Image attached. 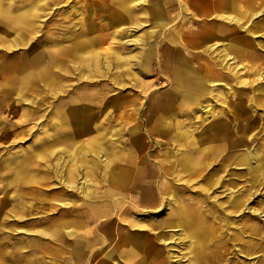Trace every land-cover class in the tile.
Here are the masks:
<instances>
[{"label":"rangeland","instance_id":"obj_1","mask_svg":"<svg viewBox=\"0 0 264 264\" xmlns=\"http://www.w3.org/2000/svg\"><path fill=\"white\" fill-rule=\"evenodd\" d=\"M30 1L36 2L34 0H0V264H95L99 256H102L108 264H112L110 258H113L115 254H110L113 245L110 241H106L110 244L106 242V244H99L96 241L93 243V255L86 256V251L89 249L87 245L90 241L88 229L91 227H94L92 233L95 240H98V234L103 228L107 232H116L118 229L123 234L127 233V228L132 229L130 233H139L137 232L139 229L151 231L146 244L152 246V253H145L143 248L134 249L133 262L134 260H145L149 255L152 259L153 256H157V252L166 257L168 264L186 263L181 260V251L178 253L174 248L178 244L177 248L181 249V238L176 240L178 228H168L167 225L163 229L159 227V221L166 222L169 218L162 214L165 208L164 196L171 194L173 190L177 191L175 192L177 202L170 204L171 208L175 209V206L181 205L183 197L181 193L186 194L181 178L174 177L172 174L169 179L173 180L171 184L176 189L168 185L169 190L165 194L161 191L157 194V191L153 189V195L150 197L155 201L148 200V196L143 198L141 204L143 209L139 203V197L147 182H152L151 187L158 189L163 179L159 174L163 164H166L174 173L178 171L176 168H179L181 146L179 147L176 142L183 145L185 141L177 140L174 135L179 127L153 126L155 128L148 129L145 113L149 109L161 111L163 106L159 103L162 100L158 97L170 91L167 76L158 58L162 51H159L157 56V50L162 45L156 47V42L158 44L165 42L166 39L168 40L167 35L170 34L176 37V40L173 38L174 41L171 42L169 48H176L174 46L179 40L181 41V52L184 53L183 43L187 42L185 38H190L193 33L201 29L203 19L209 9L208 4L214 0H192V3L189 0H174L178 4L170 9L171 19L168 26L153 29L154 32L144 36L145 41H148L152 48L149 71H137V74L133 75V72H136L133 66V69H124L125 77L124 79L121 77L120 80L118 78L120 68L115 52L120 50L123 55L127 54L133 45L125 43L124 40L144 30H150L152 22H155V19L142 20L132 11L135 7L132 2L134 0L124 1L120 8H113V6L110 8L111 18L108 26L112 23V25L125 24L127 28L112 29L109 27L106 30L108 33L104 36L93 34L95 24L98 27L99 23H102L101 19H95V23L91 19L88 25L81 19L83 9L90 5L89 0H64L58 4H55V0H45L47 3H42L43 10L38 16H31L29 26H21L20 29L7 26L15 20L20 11L26 8L33 10L34 4ZM141 1L147 2L146 6H142L144 15L150 17L151 9L157 7V15L163 17L162 5L156 2L152 4L151 0ZM252 3L256 6V10H252L253 13L264 8V1L249 0V4ZM94 6L93 4L92 7ZM139 21L147 22L136 28ZM185 23L188 28H185ZM165 24L163 19L160 27ZM245 25L250 32H254L250 35V39L264 44V12L247 19ZM108 26L105 25V27ZM83 29L85 32L82 35ZM98 31L102 32L100 28ZM243 34L246 33L239 32V35ZM87 37L94 39L92 45L89 44L82 49L74 47L78 39ZM100 37L104 38L102 44H100ZM221 42V40L218 41V48H221L219 44ZM92 49L105 56L104 67L95 66L90 53ZM214 54L216 53L211 55L214 56ZM46 60L52 62L49 74L52 73L56 77L50 76L49 81L41 78L33 79L34 73L38 71V65ZM243 62L249 64L246 60ZM242 78L251 79L253 87L264 85V80L256 79L248 71H243L237 79L242 80ZM236 81L227 91L219 85L216 86L214 92L220 95L210 101L211 105L208 108L211 107L214 111L211 117L204 111H198L189 118L188 110L179 108L176 104L165 116L169 117L176 126H180L181 123L190 126L188 129H191L193 140L195 137L198 140L203 131H206L209 126L205 123L210 118L213 124L224 121L225 125L217 126L224 128L218 131H228L232 138L241 137L244 145L240 146V149L223 147L217 153L212 154L214 158L205 176L214 171H217V175L222 174L225 177L239 176L240 184L248 186L250 181L249 175L245 174L246 169L244 167L234 169L232 165L235 163L236 154L241 153L240 150L245 153L247 147L257 151L261 157V163H264V103L258 108L251 107V102L247 100L251 91L242 92L239 88L241 84ZM135 83L136 87L132 85ZM224 94L227 96L225 97ZM237 99L238 101L241 99L245 106L246 115L242 117L235 108L239 106ZM155 100L157 101L152 104L151 101ZM61 103L62 106H60ZM86 107H88L86 111L92 114V122L97 123L95 131L100 132L104 129L108 148L112 151L114 141L116 146L119 145L122 149L121 159L111 160L109 164L102 161L104 154H100V158L96 159L88 152L87 144L91 132L72 129L77 126L72 119L74 111L85 110ZM121 127L122 137L116 141L113 139L114 136H111L112 131ZM231 132L234 134L232 135ZM202 140L206 139L203 138L200 141ZM48 147L57 148L56 155L58 156L69 152L68 157L75 160L74 165L85 166L87 162H94L93 174L88 178L84 188L78 183L82 179L79 176L68 186L61 180L64 178V168L57 165L58 176L54 175L50 165L47 166L50 161L38 159L37 156L47 151ZM36 148H40L41 151L34 152ZM28 154L32 155L31 159L24 163V157ZM222 159L228 162L220 166ZM18 168L19 174L14 173ZM110 170L113 174L115 173L116 179L109 180L107 175ZM234 172L239 174L235 175ZM150 175L151 178L146 177ZM135 177L139 178L137 179L139 183L142 180L143 185L133 182L130 185L132 178ZM202 181L203 179L199 178L195 184ZM256 181H260L259 184L258 182L250 183V186L252 184L259 190L255 194H251L252 191L249 192L248 202L255 207L264 208V181L262 177ZM105 186H114L113 189L116 191L113 194L120 197L130 196L129 199H124L127 202L124 211L129 210L134 213L127 216V220L148 221L151 224L120 223L119 219L114 216L110 218L114 221L113 226L110 225L111 222L106 225L102 221L96 223L97 218L92 217L87 210L90 209L92 203L96 202V200L91 201L95 192L101 191L99 188L104 190ZM67 200H70V204L65 203L68 202ZM113 200L115 199L112 196L108 200L109 204L106 206L108 212L109 207L113 209ZM145 204L155 210H145ZM50 205L56 207L57 210L50 212ZM245 213L247 214L248 211ZM252 215L255 216V214ZM51 216L54 219L51 220ZM85 217L87 218L84 221ZM67 218L69 221L66 225L69 223V226L61 227V222ZM91 218L92 222H90ZM257 219L264 223V215L260 217L258 215ZM52 222L58 226L51 228ZM82 223L86 224L80 225ZM67 227L70 233L66 231ZM160 234L175 239L177 243L172 240L164 245L155 238V235ZM244 236L247 234L245 233ZM50 240L57 241V245L52 246ZM151 240H154V243ZM235 248L231 247L229 253L233 259L237 254ZM260 252L259 250L253 255L256 256ZM168 253H173L174 256L169 259ZM240 255L243 256L240 262L253 264L256 261L253 255H245L242 252ZM91 256L92 260H90ZM128 260L129 258H127V263Z\"/></svg>","mask_w":264,"mask_h":264},{"label":"bare ground","instance_id":"obj_2","mask_svg":"<svg viewBox=\"0 0 264 264\" xmlns=\"http://www.w3.org/2000/svg\"><path fill=\"white\" fill-rule=\"evenodd\" d=\"M34 1L36 2L33 3V1H30V3L34 4L33 10L26 8V10L20 11L16 15L15 20L11 21L7 26L17 29H20L21 26H29L31 16H38L43 10L42 3H47L45 0ZM207 4L205 5L207 6ZM208 5L209 9L208 11L206 10L207 13L203 19L201 29L193 33L190 38H185L187 42L183 43L184 53L177 48H169L161 52L159 58H166L167 60V66L163 67V69L167 76L166 80L169 82L170 92L168 96L164 94L159 96L160 100H162L159 104L163 106L161 111L158 112L156 109H149L145 114L148 129L155 128L153 126L182 127L180 129L178 128L174 135H176L177 140L181 139V141H185L183 145L176 142L179 147L181 146V155L178 162L179 168H176L178 171L174 173L166 164H163L159 171L160 177H163V179L158 189L154 188V190L157 191V194L158 191L164 194L167 193L169 190L168 185H172L171 183H173V180H170L169 176L172 177L173 174L174 177L181 178V183L186 189V194L185 192L181 193V197L183 196L181 198V205L175 206V209L171 208L170 204L172 205V202L176 201L177 196L175 192L177 191L173 190L171 194L164 196L165 208L162 214L167 215L169 218L166 222L159 221V227L163 229L167 225L169 226L168 228H178L177 231L179 232L176 233V240L181 238V249L177 248L178 244L174 248H176L178 253L181 251V260L186 261L184 264H248L242 261L240 262L241 257H243L240 253L255 255L259 250L261 251L260 253L256 256L253 255L256 257V261L253 264H264V223L259 222L257 219L258 215L259 217L264 215V208L255 207L250 204L251 202H248L249 192L252 191L251 194H255L259 190V188H255L252 184L255 182L259 184L260 181L256 180H259L261 177L262 181H264V163H261V157L258 152L248 147L246 149L247 153L245 152L246 154L243 153V150H240L241 153L236 154L235 163L232 165L234 169H238L237 167H244L246 169L245 174L249 175L250 181L248 186L240 184L239 176L231 175L225 177L222 174L217 175V171L205 176L208 173L206 170L209 169L211 160L214 158L211 155L217 153L223 147H229L231 149L239 148L240 146L243 147L242 138H232L228 131L219 132L218 130L224 127L217 126H223L225 122H216L213 124L211 121L212 118H210L205 123L209 126L206 128V131H203V134L198 140L196 137L193 140L192 137L194 136L190 131L191 129H188L190 126H186L185 123L176 126L171 122L169 117L166 118L165 116L171 107L176 104L177 107L188 110L189 118L193 117L198 111H204V113L209 114L208 116L211 117L214 111L212 110L213 108H208L211 105L210 101L220 95L214 92L216 86L218 87L219 85L223 90L227 91L233 87L232 84L236 80L241 84L239 88L242 92L251 91L247 99L251 102V107L258 108L264 103V85L253 87L251 79H237L243 71H248L256 79L264 80V44L260 41L251 40L250 35H253L254 32H250V29L245 27V21L264 12V8L253 13L252 10H256V6L254 3L249 4V0H242V2L241 0H214ZM155 6H157L156 3ZM157 16L159 18V27L164 17ZM142 23L144 21L137 22L136 28ZM155 24L157 25V23ZM154 27L156 28L155 25ZM186 27L188 28L185 23ZM151 32H154L152 28L150 30H144L134 37L130 36L127 40L125 39V43L133 45V48L127 54L123 55L120 50L115 52L116 61L120 68V71L118 70V74L120 73L118 76L119 80L121 77L123 79L125 77L124 69H133V66L136 68V72L134 71L133 75L137 74V71H149V60L152 56L151 45L148 44V41H145L144 36ZM239 32H245L246 34L239 35ZM219 40L222 41L219 43L221 48H218L219 45H217ZM166 41L172 42L173 38L171 39L170 37ZM93 42L94 39L91 37L78 39L74 47L76 49H82L84 46L92 45ZM251 47H254V49H251ZM90 53L95 66L97 68L104 67L103 59L105 56L98 52L96 53L95 49H92ZM212 53L216 54L212 56ZM244 60L248 61L249 64H244ZM51 63L49 60L41 62L38 65L37 73H34L33 79L41 78L49 81L50 76L55 78L56 76L52 75V73L51 75L49 74ZM108 65L110 66L111 64ZM26 76L29 77V75ZM132 85L136 87V83ZM237 102H239V106L234 107L239 113V116L242 117L246 115L245 106L241 102V99L240 101L237 99ZM62 105L61 103L60 106ZM53 106L56 108L55 105ZM87 109L88 107L85 110L74 111L72 119L77 126L72 127V129L91 132L87 144L89 148L88 152L95 156L96 159L100 158V154H104L102 158L104 163L109 164L111 160L117 161L123 155L122 149L119 148V145L116 146L114 141L112 151L108 148L106 144L107 135L104 129L100 132L95 131L97 123L92 122V114L86 111ZM234 113L236 112L234 111ZM223 114L225 115L224 111ZM121 131L122 127L112 131L111 136H114V140L121 139ZM231 133L232 135L234 134V132ZM203 138L206 140L200 141ZM51 147H48L47 151H43V154L41 153L40 156H37L38 159H48L50 164H47V166L50 165L54 175L57 174L58 176L59 169L57 165L60 168H64V178L61 180L68 186L73 181L75 182L76 177L78 178L79 176L82 179L78 183L84 188L88 178L93 174L94 162H87L85 166H81V164L74 165L75 160L68 157L69 152H65L63 156H58L56 155L57 148L54 149ZM37 150L41 151L40 148H36L34 152ZM31 156V154L26 155L23 162L29 161ZM227 162L228 160L222 159L220 166ZM18 172L19 168L14 173ZM234 174L237 175L239 173L234 172ZM107 177L109 180L116 179L115 173L113 174L111 170L108 172ZM199 178L203 179V181L195 184ZM133 183L135 184L136 182ZM250 183H252L251 186ZM172 188L176 189L173 185ZM148 197V200L152 199L150 196ZM67 201L65 203L70 204V200ZM150 201H155V199ZM245 211H248V213L246 214ZM252 214H255V216ZM90 215L92 217L95 216L93 214ZM90 222H92V218ZM65 229L70 233L68 227ZM93 230L94 227L88 229L90 241L89 245H87L89 249L86 251V256L93 255V243H96V241L99 244H103L106 241L112 242L113 245L110 254L115 252L117 243L121 244V241L125 248V250H122L125 253L133 249L140 250L141 248L144 249L145 253H152L153 251L152 246H147L146 244L152 232L146 229H139L137 231L139 233H130L132 229L127 228V233L123 234L118 229L116 232H107L103 228L98 234V240L94 239ZM245 233L247 236H244ZM155 238L163 242L164 245L169 244L172 240L177 243L175 239L168 238L164 234H160L159 236L155 235ZM151 241L154 243V240ZM261 246L262 249H260ZM231 247H236L235 252L237 254L234 259L229 256ZM156 254L157 256H153L152 259H150L151 255H149L145 260H134V264H168L167 260H165L166 257H163L162 254H158L157 252ZM173 256V253H168L169 259ZM92 259L93 257L91 256L90 260ZM95 264L108 263L102 256H99Z\"/></svg>","mask_w":264,"mask_h":264},{"label":"crops","instance_id":"obj_3","mask_svg":"<svg viewBox=\"0 0 264 264\" xmlns=\"http://www.w3.org/2000/svg\"><path fill=\"white\" fill-rule=\"evenodd\" d=\"M64 0H55V4L57 3H59V2H63ZM124 1H127V0H89V6H88V8H86V9H83V13H82V15H81V19H83V21H84V23L85 24H89V21L91 20V19H93V22L95 21V19L96 20H99V19H101L102 21V23H99V25H98V27H97V25L95 24V29H94V32H93V34H99L100 36H104V34H107L108 32H106V30H107V28H109V27H111L112 29H117V28H120V29H122L123 27L124 28H127V26L125 25V24H123V25H120V24H118V25H110V26H108V24L110 23V18H111V12H109V10H110V8L113 6V8H120L121 6H122V3L124 2ZM187 1V0H186ZM238 1H240V0H238ZM133 2V5L135 6L134 7V9H132V11L136 14V15H139L140 17H141V19L142 20H154L155 19V22L153 21L152 22V26H150L152 29H157V28H163V27H167L168 25L167 24H169V21H170V19H171V15H169L170 14V9L174 6V5H177L178 3H176L174 0H151V2H152V4H153V2H156L157 4H159V5H162L163 6V17H164V20H165V25H162V27H158V23H159V18H158V16H157V11H158V9H151V16L149 17V16H146V15H144L143 14V12H142V10H143V7L144 6H146V1L145 2H142L141 0H134V1H132ZM189 2L190 3H192V0H189ZM241 2H242V0H241ZM93 4L95 5L94 7H92L93 6ZM132 4V3H131ZM150 5H151V3H150ZM143 6V7H142ZM106 19H108V20H106ZM85 20H88L87 22L85 21ZM146 21V22H147ZM146 22H144L143 23V25L146 23ZM95 23V22H94ZM155 23H157V25L155 24ZM105 25H107L108 27H105ZM154 25L156 26V28L154 27ZM87 28V27H86ZM86 28H85V30H86ZM100 28L101 30H102V32H100V31H98V29ZM85 30L83 29L82 30V32H81V34L83 35L84 34V32H85ZM103 34V35H102ZM168 36V39L171 37V39L172 38H175V40H176V37H172V35H170V34H168L167 35ZM101 38V37H100ZM121 39V38H120ZM119 40V39H118ZM167 40V39H166ZM174 41V40H173ZM170 42V41H169ZM168 41H162L161 42V44L159 43L158 44V42H156V47H158L159 45H162L161 47H160V49H158L157 50V56L159 55V51H166V49H169V47H170V44H171V42L169 43ZM102 43H104V38H101V41H100V44H102ZM177 47V49H179V50H181V41H179L178 40V43H177V45H176ZM152 49V48H151ZM174 56V55H173ZM158 58H159V56H158ZM160 59V58H159ZM171 59H173V58H171ZM160 61H161V66L162 67H166L167 66V60H166V58H163V59H160ZM170 92V91H169ZM169 92H167V93H164V95H166V96H168V94H169ZM162 95V94H161ZM159 98V97H158ZM157 100H155V101H151L152 102V104L153 103H155ZM148 111V110H147ZM146 111V112H147ZM146 114V113H145ZM140 147H141V145H139ZM146 177H149V178H151L152 176L150 175V176H146ZM139 178H141V177H139ZM138 178V179H139ZM144 178V177H143ZM135 180H137V177H135V178H132V180H131V183H130V185L132 184V182H136V183H139V180L138 181H135ZM151 183L152 182H149V184L148 185H145V187L143 188V190H142V193H141V196L139 197V203H140V206H141V204H142V199L143 198H147V196H152L153 195V189L155 188V187H151L152 185H151ZM140 185H143V182L141 181L140 183H139ZM113 188H115L114 186H111V187H106L105 186V189L104 190H102L101 188H99V190H101V191H98V193H97V191L95 192V195L92 197V199H91V201L92 202H94L95 200H96V202L95 203H92V206H91V210L90 209H88L87 210V212L89 213V212H91L90 214H93V215H95V217L97 218V221H96V223L97 222H99V221H102L103 222V224H110V223H108V222H111V224L110 225H112L113 226V222L114 221H111L112 219H110V218H112L113 216L114 217H117L118 219H119V222L121 223H124V222H134V223H140V224H149L150 222H148V221H146V222H144V221H141V220H137V221H130V220H127V216H129V215H132L131 213H134V212H130L129 210L127 211V212H125L124 211V209L126 208L125 207V205L127 204V202L126 201H124V199L125 200H127V199H129L130 198V196L127 198V197H125V196H122V197H120L119 195H117V194H113V193H115V189H113ZM130 194V193H129ZM115 195H117V196H115ZM112 196V198L113 199H115V200H113V202H112V206H113V209H111L110 207H109V209H110V211L108 212V210H107V207L106 206H108L107 204H109V202H108V200H109V198ZM115 196V197H114ZM115 206V207H114ZM146 208H145V210H147V211H152V210H155V209H152V208H150L149 206H147L146 204L144 205ZM129 208V207H128ZM141 208L143 209V207L141 206ZM130 209V208H129ZM55 210H57V208L56 207H54V206H52V205H50V207H49V211L50 212H52V211H55ZM60 210H62V211H65V210H67V209H60ZM122 210H123V212H122ZM99 212V214H97ZM53 213V212H52ZM79 214V213H78ZM118 214V215H117ZM120 214V215H119ZM52 215V214H51ZM125 215V216H124ZM65 216V215H64ZM65 217H67V216H65ZM86 218L87 217H85V219H84V221L86 220ZM50 219L52 220V219H54L52 216L50 217ZM69 221V218H67L66 220H64V221H62L61 223V227H64V226H69V223L66 225V223ZM81 220H79V222H80ZM96 223H94V224H96ZM84 224H86V223H82V224H80V225H84ZM151 224V223H150ZM58 225L57 224H54L53 222L51 223V228H53V227H57ZM54 242V243H53ZM106 243H108V244H110V242H106ZM105 243V244H106ZM50 244L52 245V246H54V245H57V241H53V240H50ZM51 246V247H52ZM99 249H101V248H99ZM122 249H124L125 250V248H124V245H123V242L121 241V244H119V243H117V246H116V249H115V252L113 253V254H115V255H113V258H110L111 259V262H112V264H134V262H133V256H134V249L133 250H130V251H127V253H125V252H123V250ZM127 258H129V260H128V263H127ZM100 259V258H99ZM109 259V260H110Z\"/></svg>","mask_w":264,"mask_h":264}]
</instances>
